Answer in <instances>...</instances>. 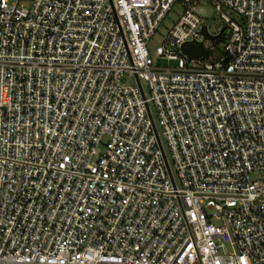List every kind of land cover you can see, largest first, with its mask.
I'll list each match as a JSON object with an SVG mask.
<instances>
[{
  "label": "built area",
  "instance_id": "built-area-1",
  "mask_svg": "<svg viewBox=\"0 0 264 264\" xmlns=\"http://www.w3.org/2000/svg\"><path fill=\"white\" fill-rule=\"evenodd\" d=\"M0 264H264V0H0Z\"/></svg>",
  "mask_w": 264,
  "mask_h": 264
},
{
  "label": "rangeland",
  "instance_id": "rangeland-1",
  "mask_svg": "<svg viewBox=\"0 0 264 264\" xmlns=\"http://www.w3.org/2000/svg\"><path fill=\"white\" fill-rule=\"evenodd\" d=\"M198 6H199V16L203 20V24L208 26L209 31L212 35H216V36L219 35L221 33V30L226 26V23L221 19L219 13L216 11L214 4H212V2L210 1H204L199 3ZM184 14H185L184 5L182 3L176 4L172 9V11L169 13V15L166 17V19L163 21V23L157 30L156 34L148 42L147 48L154 62H157V60L162 55L168 35L173 30V28L180 22ZM228 35L229 32L228 30H226L221 34V37H219L217 40L208 43V46L210 48H214V50L223 53L227 45ZM182 62L183 64L184 62H187L189 68H192L194 66L193 63H191L189 57H187L186 55H182ZM126 82L128 85H134L135 83L133 78H129V77L126 78ZM152 111L156 119L155 109L152 108ZM156 123L162 137V129L160 127L158 120H156ZM162 141L170 159V154L166 145V141L163 137H162ZM106 143H107V139L104 140V144ZM101 150H104V147H101ZM256 178L257 176L254 175L253 179Z\"/></svg>",
  "mask_w": 264,
  "mask_h": 264
},
{
  "label": "water",
  "instance_id": "water-1",
  "mask_svg": "<svg viewBox=\"0 0 264 264\" xmlns=\"http://www.w3.org/2000/svg\"><path fill=\"white\" fill-rule=\"evenodd\" d=\"M225 30L226 28L223 29V31ZM202 33L204 34L207 40L215 41L217 39V36H212L209 33L207 26L203 27ZM181 50L182 53L187 57H189L190 60H199L200 58H207L208 56V51L204 48L203 43H197V42L186 43L183 45Z\"/></svg>",
  "mask_w": 264,
  "mask_h": 264
}]
</instances>
